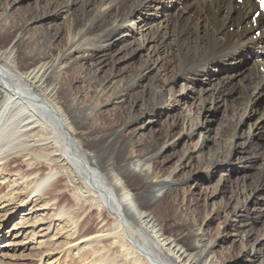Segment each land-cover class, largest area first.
Segmentation results:
<instances>
[{
	"label": "bare ground",
	"instance_id": "1",
	"mask_svg": "<svg viewBox=\"0 0 264 264\" xmlns=\"http://www.w3.org/2000/svg\"><path fill=\"white\" fill-rule=\"evenodd\" d=\"M17 1L5 0L4 12L0 7V21L20 7L15 6ZM77 2L66 0L67 17L73 14ZM177 3L183 7L163 15L162 5ZM253 8V0H244L243 4L236 0H98L92 10L82 9V21L78 16L71 18L64 32L66 40L60 47L54 44L62 35L58 28L54 33L48 29L30 33L27 23L15 31L7 28L2 32L5 25H1V36L9 34L12 39L4 50H0V180L11 187L10 197L19 191L20 195H25L21 202L32 195L41 200V206L53 208L61 194L60 181L64 175L58 177L52 170L61 164L67 179L78 188L77 197L87 200L99 211L95 217L97 222L88 226L90 233L82 236L85 222L78 220L79 212L63 207L50 220L48 230H52L53 221L58 217L63 224L58 228L69 229L70 238L77 236L74 241L79 240L73 251L84 242L89 246L104 244L100 248L110 242L120 254L113 262L222 264L216 249L234 232L241 237L245 260L250 264H264V230L261 238L254 236L257 222L264 217V200L258 199V194L264 192V142L259 140L264 128L260 120L264 116L261 114L253 121L252 113L256 110L250 109L251 102L264 96V72L259 68V65L264 66V43L258 45L259 41H264V34L256 39L251 36L255 29L252 20L247 18ZM147 9L153 12L154 22L144 18ZM54 14L58 17L62 12L40 16L37 22L44 24ZM228 21H236L242 29L231 33ZM138 29H147L150 37L140 40L136 48L132 47L130 56L134 59L140 49H148L152 58L143 63L138 80L133 82L127 76L121 78L118 75L113 66L116 54L107 52L115 50L116 45L123 44L127 48ZM168 35H174L172 44L167 43ZM147 40L153 43L149 48L146 47ZM160 46L164 51L169 48L166 61H162ZM254 50L263 59L252 61L253 69L238 79L242 83L240 86L233 81L237 72L221 76L211 70V66L231 68L243 60L245 52L253 53ZM106 55L110 61L104 59ZM27 59L29 62L25 63ZM110 65L111 73L101 80L98 72ZM156 67L155 82L146 88L145 94L153 96L157 103L137 114V101L132 103L127 96L132 98L140 81L149 78ZM171 71H174L172 77L169 76ZM76 73L83 76L91 88L88 93L90 103L78 102V97L73 95L74 89L67 78ZM201 74L209 82L202 85ZM180 85L183 98L177 95ZM227 93L231 98H226ZM191 98L201 101V114L210 99L213 103L211 116H215L219 105L224 103L234 109L237 118L232 120L236 123L229 122L221 131L224 137L242 138L245 125L250 124V134L243 138L242 150L254 161L245 155L235 157L238 152L234 151L238 148L235 141L226 154L224 147L213 151L209 122L193 117L192 109L177 121L173 113L176 103ZM112 103L119 108H129L124 115L125 136L117 137L115 131L105 127L103 108ZM158 117H165V145L158 148L155 139L150 154L140 156L135 136ZM171 120L174 123H170ZM182 142L186 147L182 154L179 153L175 168L165 174L157 171L158 152L176 150ZM221 153L225 154L222 160ZM260 155L263 162L254 186L244 183L242 194H247L243 201L240 200L232 210H224L230 225L218 227L217 239L205 234V225L193 234L194 246L188 245L185 236L174 237L166 233L165 217H159L154 211L161 207L168 209L164 204L172 190L170 184L177 180L179 173L184 174L186 192L189 186L197 183L191 175L194 162L206 165L204 170H208L209 177L213 167H224L226 181H231L234 173L245 171L248 165H257ZM25 162L28 170H24ZM43 166L48 168L45 173H41ZM14 176L18 178L13 181ZM154 185L162 186L157 195L152 194ZM31 212L23 213L22 224L27 223L29 217L26 219V216ZM94 247V250L99 249ZM195 248L202 252L201 258L196 257ZM104 257L102 254L100 259L94 258L87 264H113Z\"/></svg>",
	"mask_w": 264,
	"mask_h": 264
},
{
	"label": "rangeland",
	"instance_id": "2",
	"mask_svg": "<svg viewBox=\"0 0 264 264\" xmlns=\"http://www.w3.org/2000/svg\"><path fill=\"white\" fill-rule=\"evenodd\" d=\"M65 2L66 0H18L15 2L17 3L15 6L20 7L14 8L9 17L0 21V26L5 25L2 29V32H4L7 28H9L11 31H15L27 23H29L30 33H38L44 29H48L54 33L55 28H58L62 35L56 38L54 44L57 47H60L63 43V40H66L64 32L67 29V25L71 23V18L78 16L80 19L79 21H82L84 18L82 9L85 7L87 10H92L93 7L97 5L98 0H78L77 5L73 8V14L69 17L66 16L67 12ZM183 3L186 4L185 1H183ZM5 4V0H3L0 5L3 10L2 12H4ZM182 7L183 4L177 3L175 5L171 4V6L162 5L160 9L164 15L171 12H177V10ZM254 10L255 7L248 13L249 17L247 19H251V14ZM56 11H61L62 15L55 17L56 15L54 14V16L52 18L49 17V20L45 21L44 24L37 22L38 17L46 14L50 15L54 12L57 13ZM143 16L149 22H154L155 20L154 14L152 11H150V9L145 10ZM235 22L236 21H228L227 26L231 33L242 29V27ZM254 31L252 32V37L255 39L256 37H261L262 34H256ZM262 32L264 34V31ZM149 35L150 32H148L147 29H138V31L134 33L135 37L131 39L132 43L129 44L127 48H125L123 44L116 45L117 47H115V50L112 49L111 52H107L116 54L113 66L115 65V70L121 78L127 76L130 80H133V82L138 80L140 68L143 66L144 62L146 63L147 60L152 58V52L151 50L148 51V49H140L135 53L134 59L131 58L129 52L132 47H137L136 44L139 43L140 40L150 37ZM11 40L12 39L9 37V34L5 36H1L0 34V50H4L5 46L8 43L10 44ZM173 41L174 35H168L167 43L172 44ZM263 43L264 41H259L258 45ZM152 45V41L147 40L146 47L149 48ZM158 49L161 52V56L163 58L162 61H166L168 57L167 50L169 48H166L164 51L162 46H160ZM258 55L259 53L256 50H254L253 53L245 52L244 56L242 57L243 60H241L239 64H236L231 68L225 67L223 69L222 67L211 66V70L215 73L217 72L221 76H226L232 74L233 72H237L239 77L237 76L233 81L238 83L240 86L242 83L240 81L238 82V79L240 76L246 75L247 71L253 69L254 66H251L252 61H261V59H263V56L258 57ZM171 57L172 56H170V58ZM104 59H107L108 61L111 60L107 58V55ZM28 62L29 59H27L25 63ZM172 63L176 66L175 61ZM111 68V65L103 68L101 72H98V77L101 80L108 77L111 73ZM259 68L264 72L263 65H259ZM157 70L158 69L156 67L151 71L149 78L140 81L141 83L138 85L139 87H137V89L134 90V93H132V98L130 95L127 96L130 102L133 103L137 101L135 107V113L137 114L146 110L148 106L152 107L157 103L153 96H147L145 94L146 88H149V86L151 87L152 82H155ZM173 74L174 71H171L169 76L172 77ZM201 77L202 85L203 83L209 82L207 81L208 79H206L202 74ZM67 80L68 84L74 89L73 95L78 97V102L85 104L90 103L91 99L88 93L90 92L91 88H89L88 82L84 81L83 76H79V74L76 73L75 76H68ZM213 81H215V79ZM197 84V86L200 87V84ZM163 93H165L164 88ZM177 95L181 96L180 98H183L182 85L178 87ZM225 96L226 98H231L229 93H227ZM166 97H169L168 94ZM115 101L117 103V100H114V102ZM185 101L186 100L181 101V103H176L173 113H175V119L177 121L181 119L185 113H188L192 109L193 117L197 118L201 122L205 120L209 122L208 134L212 139L213 151L217 152L219 147H224L226 154L232 148V141H235V145H238V148L234 150L235 152L238 151L235 157L245 155L250 158V161H254V158L250 157V155L244 153L242 150V142L244 140L243 138L250 134V124L245 125L246 127L244 128V135L242 138H238V136L233 138L227 135L224 137L221 134V131L225 129L229 122L236 123V121L232 120V118H237L234 117L233 108H229L228 104L224 103L223 105H219L218 110L215 113L216 115L211 116L209 115V112L212 113L210 108L213 106L211 99L208 102L206 110H204L202 114V104L198 98H191L190 100L186 101L187 103ZM103 109L104 113L102 114V118L106 119L105 127L109 128L111 131H115V135L117 137L119 135L125 136L126 129L124 128V119H126V117H124V115L129 111L128 106L119 108L112 103L108 104ZM250 109L256 110V112L253 111L252 113L253 121H256L261 116V114L264 116V96L259 97L256 102H251ZM165 123V117H158V120H155L152 125H149L144 130L138 131V134L135 136V140L137 144V152L140 156H148V154H150L152 151L155 141L158 142V148H162L165 145ZM170 123H174V120H171ZM260 123L264 124V117L260 120ZM263 135L264 128L262 130V134L259 136L261 143L264 142ZM185 147L186 145L182 142L177 146L176 150H173V148L165 151L160 150V152H158L159 154H157V158L155 159L157 161V164L155 163L157 171H161V174H165L167 171L173 170V167L175 168L177 161L180 158V155L183 153L182 151L185 149ZM220 155L222 160L224 155L222 153ZM42 159V163H45V161ZM262 162L263 156L260 155L257 165H248L245 171L243 170L234 173V175L231 176V181H226L224 167H213V174L209 177L208 170H204L207 168V166L202 164L198 165L194 162L193 169H191V175L195 176L197 183H195L193 187L189 186L186 192L184 188L186 186L184 174L183 172L179 173L176 176L177 180L170 184V186H172V190L169 198L164 204V206H167L168 209L161 207L160 209L156 208L154 211L159 217H165L166 233L174 237H178V235L185 236L188 245L194 246L195 242L192 239V236H194L193 234L195 233L196 229L205 225V234L210 238L214 236L217 239L218 227L230 225V220H227V218L224 216V210L226 208H230L232 210L240 200L243 201L242 199L244 198V195L247 194L246 192L242 194L243 185L246 183L247 186H254V182L258 178V169L260 168V164H262ZM23 167L24 170H28L29 166L25 162ZM53 168L54 169L52 171L57 173L58 177L62 174L64 175V179L60 181L62 191L58 201L53 205V208L41 206V200H36V197L32 195H29V197H27L24 202H21L23 199H25V195H20L19 191L15 193L14 197H10L11 187H7L4 181L0 180V264H87L92 259L94 260V258L100 259L102 254H105L104 258H107V262L110 261V263H112L113 259H116V256H120V254L118 253L117 249H114L111 246L110 242H108L105 248H100L104 245L102 243H95L92 246H89L87 245V242H84L79 245L81 247L78 250L73 251L75 246L74 244H76L79 239L74 241L76 240L77 236L75 238L69 237V229L61 228L63 224L58 221V217L53 221V225L51 227L52 230H48L50 220L56 215L60 208L64 207L68 208L72 212L75 211L80 213L78 220L85 222L83 227L84 231L81 233V236L82 234L87 235L90 233L88 228L89 224L97 222L95 217H97L99 212L96 208L93 209L87 200L77 197L78 188H75L74 185L71 184L67 179L68 176L63 171L61 164L55 165ZM47 170L48 168L43 166L41 168V173H45ZM244 173H246V176H243ZM16 178L18 177L14 176L12 178L13 181ZM17 186L18 185L16 184V187ZM160 187L162 186L154 185L152 188V194H159L158 190ZM164 191L166 190L164 189ZM188 191H190V193H188ZM152 194H150L151 197H153ZM258 199L264 200V192L258 194ZM27 210L32 212L30 215L26 216V219L29 217L27 223L22 224L24 218L23 213H27ZM185 219H188L189 221L184 222ZM64 222L66 223V221ZM257 223L258 225L255 228L254 236L261 238L263 235L262 231L264 230V217ZM59 225H61L60 228H58ZM226 238V243L224 245L221 243V246L216 249V251H218L217 254L221 263L250 264V262L245 260L246 251L243 250L241 237L238 236V234L231 232V234ZM41 241H45L46 243L39 245L38 243ZM95 245L98 247L100 246L98 250H94ZM193 252L196 253L197 258H201L200 253L202 252H199V248H195ZM83 255L86 256L83 257ZM113 264H131V261H114Z\"/></svg>",
	"mask_w": 264,
	"mask_h": 264
}]
</instances>
